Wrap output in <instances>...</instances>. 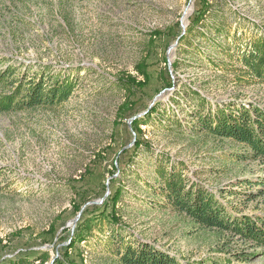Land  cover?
I'll use <instances>...</instances> for the list:
<instances>
[{
  "label": "rangeland",
  "instance_id": "obj_1",
  "mask_svg": "<svg viewBox=\"0 0 264 264\" xmlns=\"http://www.w3.org/2000/svg\"><path fill=\"white\" fill-rule=\"evenodd\" d=\"M204 7L202 24L178 46L177 35ZM218 18L229 38L222 55L213 46ZM260 34L264 0H0V58L19 71L71 74L75 81L60 104L0 113V262L124 264L116 253L122 241L150 244L182 264L230 257L240 244L196 226L169 205L156 164L163 157L168 168H182L229 210L254 212L256 201L246 203L240 192L247 189L244 180L257 179L259 162L242 158L237 142L197 130L202 111L185 95L187 88L197 91L213 111L231 98L264 107V86H236L229 73L236 47ZM160 70L174 82L163 91ZM125 77L143 88L131 96L132 111L121 116L127 93L118 81ZM151 104L156 112L139 133L133 115ZM137 139L142 145L133 150ZM118 186V222H98L68 248L77 222L101 208L96 206Z\"/></svg>",
  "mask_w": 264,
  "mask_h": 264
},
{
  "label": "trees",
  "instance_id": "obj_2",
  "mask_svg": "<svg viewBox=\"0 0 264 264\" xmlns=\"http://www.w3.org/2000/svg\"><path fill=\"white\" fill-rule=\"evenodd\" d=\"M205 14L206 7L195 13L186 30L177 35L178 46L184 41H190L195 28L202 24ZM213 27L216 36L213 46L215 50L218 48V55H222L227 51L228 44L225 43L229 39L223 30L225 28L224 20L216 19L213 22ZM223 34L226 39L221 44L218 40L224 37ZM233 38L235 39V35ZM230 57L232 63L229 73L236 86H264V34L249 37L244 47H236V51ZM171 66L175 72L178 66L177 62H172ZM228 67L225 62L222 64L225 72L229 70ZM138 70L145 77L148 76L144 64H140ZM70 75L54 77L46 72L30 73L28 68L19 71L17 66L8 64L6 59L0 58V113L30 109L39 105L52 106L66 101L75 89V81ZM158 77L163 86L159 91L174 85L169 71L165 73L160 70ZM118 84L127 93L120 107V115L123 116L132 111L135 103L131 96L142 90L143 85L137 88L126 77L120 79ZM187 91L185 97L196 101L197 109L202 111L196 116L197 130L237 142L243 148L242 158L259 162L261 169L257 179L255 181L244 180L243 184L247 186V189L240 192L243 198L246 197V203L248 200L256 201L254 212L246 213L242 207L240 209L238 206H231L232 208L229 210L208 189L190 182L182 168H177L176 165L168 168L166 159L163 157H159L156 164L160 192L169 205L177 212L189 217L196 226L224 232L233 243L240 244L238 248L229 250L230 257H219L213 261L194 262V264H243L244 262L248 264L254 259L264 260V211L259 210L260 203H264V107L254 101L243 103L237 98H231L217 104L213 111L210 106L205 108L208 100L197 91L191 88H187ZM148 106L143 114L133 115V128L139 133L140 125L148 124L152 114L156 112L155 105L150 108ZM140 145H142L140 139L135 140L133 150H138ZM239 157L241 158V155ZM71 187L76 190L74 186L71 185ZM230 193L239 194L234 191ZM120 197L121 190L118 186L112 194L104 199L101 205L96 206L101 208L90 210L92 211L90 216L78 221L68 248L84 241L87 235L94 231L98 222L107 221L110 225L116 224L119 218L115 212V205ZM109 202H111V211L106 210ZM84 213H88V209ZM53 228L54 226L51 231ZM110 233L112 235L114 232L111 230ZM116 253L119 255L120 262L124 264H182L169 253L144 242L124 245L122 241ZM40 257L44 262L46 254L42 253ZM25 261L26 258H18L10 260L8 263L24 264ZM0 264L2 263L0 262ZM53 264L66 263L56 258ZM259 264H264V261Z\"/></svg>",
  "mask_w": 264,
  "mask_h": 264
},
{
  "label": "water",
  "instance_id": "obj_3",
  "mask_svg": "<svg viewBox=\"0 0 264 264\" xmlns=\"http://www.w3.org/2000/svg\"><path fill=\"white\" fill-rule=\"evenodd\" d=\"M171 70V69H170ZM163 91V90H162ZM159 94V93H158ZM152 106V104L150 106H148V108H150ZM134 118V117H133Z\"/></svg>",
  "mask_w": 264,
  "mask_h": 264
}]
</instances>
